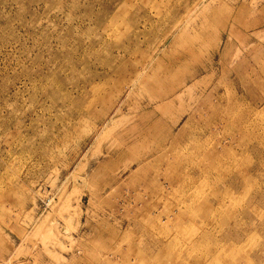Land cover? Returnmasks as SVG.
Instances as JSON below:
<instances>
[{"label": "rangeland", "instance_id": "rangeland-1", "mask_svg": "<svg viewBox=\"0 0 264 264\" xmlns=\"http://www.w3.org/2000/svg\"><path fill=\"white\" fill-rule=\"evenodd\" d=\"M0 264H264V0H0Z\"/></svg>", "mask_w": 264, "mask_h": 264}]
</instances>
